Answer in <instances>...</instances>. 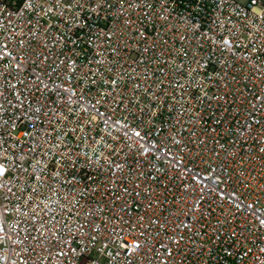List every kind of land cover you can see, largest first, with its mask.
Returning <instances> with one entry per match:
<instances>
[{"label":"built area","instance_id":"obj_1","mask_svg":"<svg viewBox=\"0 0 264 264\" xmlns=\"http://www.w3.org/2000/svg\"><path fill=\"white\" fill-rule=\"evenodd\" d=\"M0 166V264H264V0H0Z\"/></svg>","mask_w":264,"mask_h":264},{"label":"snow or ice","instance_id":"obj_2","mask_svg":"<svg viewBox=\"0 0 264 264\" xmlns=\"http://www.w3.org/2000/svg\"><path fill=\"white\" fill-rule=\"evenodd\" d=\"M3 171H4L3 167L0 166V172H3ZM137 246H138V245H137Z\"/></svg>","mask_w":264,"mask_h":264},{"label":"rangeland","instance_id":"obj_3","mask_svg":"<svg viewBox=\"0 0 264 264\" xmlns=\"http://www.w3.org/2000/svg\"><path fill=\"white\" fill-rule=\"evenodd\" d=\"M237 1H239V2H241V3L245 2V0H237Z\"/></svg>","mask_w":264,"mask_h":264}]
</instances>
